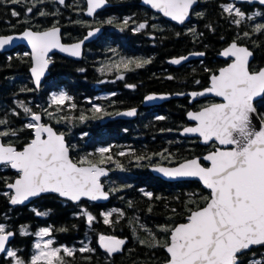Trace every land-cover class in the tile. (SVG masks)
<instances>
[{"label":"trees","instance_id":"obj_1","mask_svg":"<svg viewBox=\"0 0 264 264\" xmlns=\"http://www.w3.org/2000/svg\"><path fill=\"white\" fill-rule=\"evenodd\" d=\"M109 1L112 5L93 20L86 18L84 14L85 0H68L63 5L54 0H45L44 3L37 4L33 8L30 16V19H33L34 16H41L39 14L41 11L49 13L40 17V25H61L65 31L64 40L66 41L82 38L86 29L95 22L100 23V26L104 28L99 42L89 45L82 60L76 61L68 57L57 56L52 67L49 77L50 85L57 90L62 84L68 87L71 91L68 95L73 98L68 103H75L77 106L75 109L65 104L63 109L57 112V106L51 103L50 86L44 91H38L33 86L29 75V56H25L23 52L11 56L0 54V118H6L10 127L21 129L27 122H31L19 105L22 101L32 111L39 110L54 114L55 119L46 115L47 120L67 131L68 138L81 151L77 159L83 156L91 159L92 155H95V159L100 158L96 149L99 147L98 144L106 141L107 136L114 137L116 140L118 137L124 138V152L129 153L119 156V150L116 147L113 152L115 159L106 162L113 168L111 179L115 183L114 188L118 190L113 192L111 201L105 205L89 200H83L82 205L73 204L58 195L49 194L37 199L34 202L35 205L29 209L13 208L12 225L18 231L13 249L18 250L17 255L25 261L35 253L34 230L36 227L47 226L56 229L52 233L55 239L54 246L63 244V246L79 249L87 245L96 249L95 252L90 253L77 252L74 258H67L69 264H128L140 261L164 264L168 259L165 249L148 246L153 242L152 233H155L160 241L167 240L169 233L161 232L159 226L166 225L172 228L177 223L185 221L188 209L192 208V204L189 203L190 198L195 199L196 203L202 207L204 202L201 198L209 196L210 192L197 181H190L187 188L179 183L166 182L154 176L147 168L153 163H172V161L184 159L185 156L204 154L209 148L200 144L198 139L182 138L180 133H176L177 124L184 118L182 102L187 98L181 99L179 107L173 105L175 101L169 102L170 107L168 105V111H166L169 116L162 120L149 118L143 121L141 118L136 121L137 123L128 124L124 120L115 119L105 123V111L135 105L139 102L141 95L147 91L175 92L183 89L188 91L207 86L211 71H216L218 66L224 64V60L217 54L232 40L247 44L254 50L253 68L264 65V32L254 33L252 31L256 23H264V15H254V13L264 14V6L249 4L237 6L247 15L240 25H235L232 23L233 17L224 13L221 7L231 2L202 0L193 13L188 32L185 33L183 28L170 24L157 31L155 29L158 27L154 24L152 26L151 23L138 32L134 30V22L141 20L154 22L155 15L151 16L150 10L142 7L140 0ZM29 6L31 3H0V35L17 31V29L21 30L22 26L19 27V25L22 15L25 13V8ZM12 10L20 12L21 15L13 17ZM201 13L202 15H199ZM108 19H114V22L108 24L106 23ZM125 20H128L127 24L124 23ZM192 29L195 32L190 31ZM151 30L156 32L155 39L150 36ZM244 32L250 35L244 37ZM192 51H204L206 55L196 64L191 65L190 70L185 71L170 65L169 59L172 57ZM108 56L116 58L126 56L127 58L147 59L151 62L146 63L136 73H132L131 80L140 83L136 92L129 90L111 98L99 95L98 101L103 111L97 113L92 111L94 104L89 84L96 79L91 78L94 72L92 69L96 66L95 61ZM170 74H174L172 79H169ZM197 78L201 79L197 80ZM196 81L199 83L197 84ZM258 106L259 112L264 113V100H261ZM81 114L86 115L88 119L80 121L78 117ZM62 116L70 117V119L57 123V119ZM172 131L176 132L172 134ZM92 134L94 141L97 142V145L93 147L94 150H90L91 146L87 141ZM27 136H33L31 129L19 132L18 138L5 137V139L19 140ZM174 138L188 142L184 144L179 142L176 146ZM161 153L163 155H160ZM137 156L145 157V159L137 160ZM117 162L122 167H117ZM8 180L10 178H5V176L0 178V186L4 190ZM145 191L153 193V197L149 199L144 195ZM81 206L96 217L92 225H88L86 217L81 215ZM149 208L151 212L148 211ZM113 209H119L123 215L113 212L110 218L113 223L104 224L101 213ZM7 210H12L8 203V196L0 193V216L4 214L6 218L4 212ZM38 212L48 214L37 215ZM22 226H27L28 235L21 233ZM59 229H66V231ZM101 234L118 235L124 238L126 244L123 250L110 256L98 245V237ZM140 240H144L145 243H140ZM253 253L256 255L253 256ZM85 257H90V259H85ZM240 258L245 262L249 258L259 259L261 264H264V246L252 248ZM0 264H14V262L12 258L1 255Z\"/></svg>","mask_w":264,"mask_h":264},{"label":"snow or ice","instance_id":"obj_2","mask_svg":"<svg viewBox=\"0 0 264 264\" xmlns=\"http://www.w3.org/2000/svg\"><path fill=\"white\" fill-rule=\"evenodd\" d=\"M44 2L45 0H0V3L10 4L31 3V6L25 8L26 13H32L37 4ZM56 2L65 4V0H56ZM106 2L107 0H87V12L90 15L93 14ZM146 2L160 9L164 15L183 23L197 0H146ZM259 2L264 5V0ZM221 7L224 13L233 17L232 23L235 25H240L246 18L247 14L234 3ZM39 14L44 16L49 13L41 11ZM11 15L19 17L21 13L12 10ZM254 15L264 14L254 13ZM113 22L114 19L106 21L108 24ZM124 23L127 24L128 20ZM145 27H147L145 23H140L134 30L140 31ZM190 31L195 32L194 29ZM252 31L264 32V23H256ZM93 34L90 31L88 36ZM249 35L248 32L243 33L244 37ZM22 36L30 43L35 57V66L31 71L37 86L50 62L47 56L52 49L58 48L72 56L81 55L83 41L72 45L62 44L60 28L55 25L42 32L25 30ZM13 39V36H0V49L11 44ZM198 55H204V53H198ZM221 55L230 57L231 62L226 67L220 68L218 73L210 75L208 88L190 95L197 97L212 93L222 98L223 102L211 103L199 111L189 112L188 116L196 124L194 127L184 129L185 133L199 134L205 143L216 141L221 147L215 148L202 158L186 160L178 167L157 169L171 178H198L210 190L209 196L201 198L204 202L203 207L199 206L195 199L190 198L189 203L192 204V208L188 209L185 223L172 228L166 225L159 226L161 232L170 234L163 243L155 233H152L153 242L148 246L165 249L168 259L164 264H261L259 259L249 258L245 262L240 257L254 246H264V113L258 112L254 104L255 98L264 100V68L259 71H250L249 59L253 53L248 47L240 46L236 41L224 49ZM187 59L186 56L180 57L174 59L172 63L179 65ZM133 62L128 60L125 67L127 68L128 64ZM150 62V60L135 61L137 68ZM196 83L198 84L199 81ZM129 87L135 86L129 85ZM154 98V96H148L146 99ZM72 99L66 92L61 91L52 94L51 103L57 106V112L61 111L65 104L75 109L77 107L75 103H68ZM19 105L33 122H28L21 129H15L9 126L6 118H0V126H3L0 127V165L8 166L18 172V178L6 184V187L12 190L10 194L5 193L9 196L10 203L23 204L31 197L44 194H57L59 197L75 202L81 201L82 198L92 201L107 199L109 191H105L101 177L107 175V169L102 165L113 160L110 154L111 149L99 148L97 152L100 159L96 162L88 156L80 157L74 162L70 152L75 146L66 142L65 134L57 132L50 124L41 123L42 116L33 112L24 102H19ZM92 111L98 113L103 109L99 104H94ZM15 114L19 115V113ZM45 114L55 119L52 112H45ZM126 115L134 116L136 110L132 109ZM254 117H259V127L253 124ZM69 119L70 117L62 116L56 122L60 123L61 120ZM78 119L84 121L88 117L81 114ZM157 119L162 120L164 117H157ZM25 129L33 131V138L19 149L11 142H4L5 137L18 138L19 132ZM127 154L129 153L124 151L118 153L119 156ZM136 159L141 160L145 157L137 156ZM201 159L209 162L210 166H203ZM117 167L122 165L117 162ZM117 190L110 189L111 192ZM144 195L149 199L153 197L151 192L145 191ZM131 206L129 203V207ZM148 211L151 212V208ZM113 212L123 215L119 209L101 213L104 224L113 223L110 219ZM47 214L46 212L37 213V215ZM81 215L86 217L88 225H92L96 220V217L87 209H84ZM59 230L66 231V229ZM20 231L24 235L29 234L27 226H22ZM54 231L56 229L52 227H43L34 233L35 236L40 237V240L34 244L35 253L25 261L17 255L18 250L12 249L9 245L15 233L6 224L0 223V254L12 258L14 264H69L67 258H74L77 252L96 251L95 248L87 245L79 249L63 245L54 246L55 241L52 237ZM45 237L48 239H44ZM140 243L144 244L145 241L140 240ZM99 244L111 255L121 252L126 240L101 234Z\"/></svg>","mask_w":264,"mask_h":264},{"label":"flooded vegetation","instance_id":"obj_3","mask_svg":"<svg viewBox=\"0 0 264 264\" xmlns=\"http://www.w3.org/2000/svg\"><path fill=\"white\" fill-rule=\"evenodd\" d=\"M54 1H56V0H54ZM68 1V0H67ZM202 1V0H201ZM140 4H141V0H140ZM243 4V3H242ZM239 5H241V4H237V6H239ZM141 6L142 7H144L145 9H147V10H150V12H149V14L152 16V15H155L154 16V18H153V20H154V22H152V20H150V22L149 21H140V22H137V21H135L134 22V28H137L138 27V25L140 24V23H145L146 25H148L149 23H151V25L152 24H154L156 27H158L157 29H155V30H157V31H159L160 29L159 28H162V29H164V27H166L167 25H171V26H175V27H181V28H183V30H185L184 32L186 33V32H188L189 31V25H190V23H191V21H192V19H193V13H194V11H195V9L199 6H197L196 8H194L193 9V12H192V18H191V20L190 21H188V22H186V23H184L183 25H181V24H179V23H177V22H174V21H172V20H169V19H166L161 13H158V12H156V11H154L153 9H151V8H149V7H147L146 5H143V4H141ZM86 7V6H85ZM110 7V6H109ZM109 7H107V8H109ZM106 8V9H107ZM85 9V8H84ZM103 10H105V9H103ZM103 10H101V11H99L98 13H96V15L94 16V17H92V18H88V17H86V18H88V19H95V18H97V16H99V14L103 11ZM39 13V12H38ZM32 14L31 13H24V15H22V20H21V24L19 25V27L20 26H22V29L21 30H19V29H17V31H14V32H21V31H23V30H26V29H29V28H32V29H34V30H36V31H39V30H44V29H47V28H50V27H52L53 25H55V26H57L56 24H50V25H48V26H43V25H40V17L41 16H34V18L33 19H30V16H31ZM39 15V14H38ZM23 18H24V20H23ZM99 25H101L100 23H96L95 22V24H93V25H91L90 27H88L87 29H86V33H87V31H88V29L89 28H92V27H95V26H99ZM59 26H61V25H59ZM153 26V25H152ZM146 28V27H145ZM153 30H154V28H153ZM141 31V30H140ZM14 32H10V33H14ZM139 32V31H138ZM183 32V33H184ZM64 33H65V31H64V28H63V40H64ZM86 33L84 34V36L86 35ZM7 34H9V33H7ZM83 36V37H84ZM102 35H100L96 40H94V41H92V42H89V43H87L86 45H85V51H84V57H85V54H86V52H87V50H88V48H89V45L91 44V43H96V42H99V39H100V37H101ZM150 36H151V38L152 39H155L156 38V32H154V31H152L151 30V33H150ZM83 37L82 38H79L78 40H81V39H83ZM78 40H74V41H78ZM65 42H73L72 40L71 41H66V40H64ZM142 44V43H141ZM141 44H140V47H141ZM122 47L124 48V46H123V44H122ZM19 52H23L24 54H25V56H29V58H30V65H29V75H30V78H31V81L33 82V86L36 88V86H35V84H34V81H33V77H32V75H31V72H30V69H31V66H32V64H33V60H32V53H31V50L26 46V45H24V44H22V45H19V46H17V47H15V48H13V49H11V50H9V51H5V52H0V54H5V55H7V56H11V55H15V54H17V53H19ZM27 54V55H26ZM115 54H113V56H114ZM183 55V54H182ZM57 56H63V57H68V56H64V55H62V54H60V53H53V54H51L50 56H49V59L51 60V61H53V66H54V62H55V59L57 58ZM179 56H181V55H179ZM83 57V58H84ZM174 57H178V56H174ZM174 57H172L171 59H173ZM68 58H71V59H73V60H76V61H80V60H82V59H80V60H77V59H74V58H72V57H68ZM171 59H169V63H170V65L171 66H173L174 68H181V69H183V70H190L191 69V65H193V64H196V62H198V60L200 59V58H198V59H195V60H192V61H189V62H186V63H184V64H182V65H178V66H176V65H174L172 62H171ZM128 60H132V61H134L133 63H131V64H128V66H127V68H125V67H123V66H119L120 65V63H121V61H123L122 59H119V58H116V57H112V56H108V57H106V58H104V59H101V60H99V61H95L96 62V66H94V68L92 69L94 72L92 73V76H91V78H96L95 80H93V82H91L89 85H90V90H91V98L93 99L92 100V103L93 104H99V101H98V96L99 95H102V97L104 96V98L105 97H114V96H116L117 94H121V93H125L126 91H137V88H138V86H139V84L140 83H136L134 80H131V75H132V73H136L141 67H139V68H137L136 67V63H135V61H143V60H147V59H140V58H128ZM224 61V64H223V66H225V65H227L228 63H230V61H231V59H229V60H226V59H223ZM253 63V62H252ZM115 64H117L119 67H117V65H115ZM52 66V67H53ZM222 65L221 66H218V69H216V71H211V73L209 74V82H208V84H207V86H209L210 85V75L211 74H213V73H218V70L221 68V67H223ZM52 67H51V73H52ZM260 67V66H259ZM259 67H257V68H253L252 67V64H251V70L252 71H254V70H257ZM101 69H103V71H101ZM130 74V75H129ZM51 76V74L45 79V82H44V84H43V86L41 87V89L40 90H38L37 88V90L38 91H44L47 87H49L51 90H50V93L52 94L53 92L54 93H59V92H61V91H63V92H66L67 94H69V92H71L69 89H68V87H66L64 84H62L60 87H59V89L57 90V89H53L52 87V85H50V83H51V80L49 79V77ZM122 77V78H121ZM169 77H174V74H170L169 75ZM129 78V79H128ZM201 78H197V80H200ZM129 85H134L135 87H129ZM207 86H205V87H207ZM205 87H197V88H193L192 90H200V89H203V88H205ZM189 91H191V90H188V91H186L185 89H183L182 91H175V92H168V93H171V94H175V93H186V92H189ZM150 92H157V91H147L145 94H142L141 95V97H140V100H139V102L137 103V104H133V105H130V106H125V107H120V108H118V109H113V111H105V113H108L107 115H104V122L105 123H109L110 121H114L115 119L117 120V119H119V118H116V113L118 112V111H120V110H123V109H127V108H134V107H139L140 108V112H139V116L136 118V119H129V120H126V119H121L122 121L124 120V122H126V123H128V124H133V123H137L136 121L137 120H139V119H141L142 118V120L143 121H145V120H148L149 118H152V120H154V119H157V117H164V119L166 118V117H168L169 115L168 114H166V111H168L167 110V106L169 105L168 103L169 102H171V101H175L174 102V104L173 105H175L176 107L178 106H180V104H179V102H182L181 101V99H184V98H187V100L185 101H183L182 102V110L184 111V118L179 122V124H177V126H176V129H177V132L176 131H172L171 133L173 134V132H176V133H179V131L183 128V127H185V126H187V125H189L191 122L189 121V118H188V112L191 110V109H195V110H198V109H200V108H202V107H204V106H206V105H209V104H211V103H215V102H219V100L216 98V97H204V98H198L197 100H195L193 103H191L190 102V96H188V95H186V96H183V97H173V98H171L170 100H168V101H165L163 104H160V105H156V106H152V107H144L142 104H143V100H144V97H145V95L146 94H148V93H150ZM138 93V92H137ZM172 105V104H171ZM168 107H170V105L168 106ZM171 108H172V106H171ZM33 112H42L43 113V123H48V121H50V120H47V117H46V114L43 112V111H39V110H35V111H33ZM28 118L31 120V117L30 116H28ZM31 122H33V121H31ZM28 123V122H27ZM52 125L54 126V127H56V129L59 131V132H64L65 134H66V137H67V141H68V144L69 145H74L73 144V142L68 138V136H67V131L66 130H64V129H62V128H58L57 126H55L53 123H52ZM169 126V125H168ZM168 128V127H167ZM33 132V131H32ZM180 137H182V136H180ZM33 138V136H31V137H28L27 136V138H24V139H19V140H9V139H5L4 138V142L5 143H9V142H11L13 145H16V147L19 149L23 144H26L28 141H30L31 139ZM175 138H177V137H175ZM174 138V145H176V146H178L179 145V142L180 143H186V142H188L187 140H184V139H181V141H178L177 139H175ZM183 138V137H182ZM185 138V137H184ZM178 139H180V138H178ZM196 139V138H195ZM95 139H94V135L92 134L91 135V137L89 138V140H87V141H89V146H91V149L90 150H94V145H97L96 143V141H94ZM105 142H101L100 144H98L99 145V147L96 149V150H98L99 148H101V147H108V148H110L111 149V152H110V154L112 155V157H113V160L115 159V156H114V149L117 147L118 148V150H119V152H121V151H124L125 150V139L124 138H122V137H118V140H116L114 137H109V136H107L106 138H105ZM116 141H117V145L115 146V143H116ZM170 145H172V143L170 144ZM75 146V145H74ZM215 146H216V143H212L211 145H209L208 146V151L209 150H212V149H214L215 148ZM79 152H81V151H79V149L77 148V147H74L72 150H71V157H72V159H74L75 161L76 160H78L77 159V155H78V153ZM80 154V153H79ZM106 156L108 155V154H105ZM196 155H202V154H196ZM185 158H189V156H185ZM184 158V159H185ZM100 158H97V159H95V155H92L91 156V160L93 161V162H96L97 160H99ZM179 161H181V159L180 160H177V161H172V164H175V163H177V162H179ZM204 162V161H203ZM205 163V162H204ZM206 164V163H205ZM5 176V178H10V180H8L7 182H6V184H8V182H11V181H13L15 178H17L18 177V172H17V170H15V169H11L10 167H8V166H3V165H1L0 166V178H2V177H4ZM163 180V179H162ZM165 181V180H164ZM190 181H196V180H181V181H175V182H171V183H179V184H181L183 187H185V188H187L186 186H188V184H189V182ZM166 182H170V181H166ZM198 182V181H197ZM106 186H107V189L108 190H110V189H112V188H114V187H110L109 186V184H108V182H107V180H106ZM6 184H5V190L2 188V186H0V193H11L12 192V190L11 189H8L7 187H6ZM201 184V183H200ZM202 186V185H201ZM203 187V186H202ZM204 188V187H203ZM41 198V197H40ZM39 199V198H38ZM37 200V199H36ZM35 200V201H36ZM63 200H67V199H63ZM83 200H87V199H83ZM83 200H81L79 203H73V204H80V205H82V202H83ZM34 201V202H35ZM67 201H70V200H67ZM34 202H32L31 204H29V205H18V206H13V205H11L10 204V200H9V196H8V203H9V205H10V207L12 208V210H7L6 212H4L5 214H6V218H4V214H1V216H0V223H4V224H6V226L10 229V230H15L16 231V237H15V239L12 241V243L10 244V247L13 249V243L15 242V240H16V238H17V236H18V231H17V229H15V227H14V225H12V222H13V220H14V218H13V208H17V207H24V208H27V209H29V208H31L32 206H34L35 204H34ZM71 202V201H70ZM81 210H84L85 209V207L84 206H81V208H80Z\"/></svg>","mask_w":264,"mask_h":264},{"label":"water","instance_id":"obj_4","mask_svg":"<svg viewBox=\"0 0 264 264\" xmlns=\"http://www.w3.org/2000/svg\"><path fill=\"white\" fill-rule=\"evenodd\" d=\"M229 1H233V2H236V3H238V4H240V3H248V4H250V5L260 4L259 0H229ZM66 2H67V0H65V3H66ZM200 2H201V0H197V3L194 4V5H193V8L190 10L188 17L185 19V21H184L183 23H180L179 21H176V20L172 19L171 17L164 15V13H163L160 9H158V8H154L151 4L147 3L146 0H141V4L146 5L147 7L153 9L154 11H156V12H158V13H161L166 19L172 20V21L177 22V23H179V24H181V25H183L184 23H186V22H188V21L191 20L193 9L196 8V7L200 4ZM111 5H112V3H111L109 0H107L106 4H105L103 7L97 9L93 14L90 15V14L87 12V0H86V8H85V10H84V14H85V16L88 17V18H92V17H94V16L96 15V13H98L99 11H101V10H103V9H106L107 7H109V6H111ZM260 5H262V4H260ZM263 6H264V5H263ZM57 27L60 28V39H61V43H62V44H64V45H72V44H75V43H78V42L83 41V43H82V47H81V55H80V56H72L70 53H68V52H64V51H61L60 49L56 48V49H52V50L48 53L47 59H49V56H50L51 54L57 52V53H60V54H62V55H64V56H68V57H72V58H74V59L80 60V59H82V58L84 57L85 45H86L87 43H89V42H92V41L96 40V39H97V38L103 33V31H104V28H103L102 26H95V27H92V28H89V29H88V31H87L86 35L83 37V39L78 40V41H73V42H65V41L63 40V27H62V26H59V25H57ZM50 28H51V27H50ZM97 28L99 29V31H95V29H97ZM48 29H49V28L44 29V30H39V31L42 32V31H45V30H48ZM26 30H31V31L36 32V30H34V29H32V28H29V29H26ZM24 31H25V30H23V31H21V32H14V33H9V34H1L0 36H13L14 39H13V42H12L11 44L6 45L4 48L0 49V52L9 51V50H11V49H13V48H15V47H17V46H19V45L24 44V45H26V46L31 50V53H32V48H31L30 43L27 41V39L23 38V36H22V33H23ZM90 31H92L94 34H93L92 36L89 37V36H88V33H89ZM86 37H87V39H85ZM233 41H236L240 46L248 47V49L253 53L252 57H250V59H249V68H250V71H252V70H251V64H252V62H253L254 59H255V52H254V50H253L252 48H250L247 44L240 43V42L237 41V40H232L229 44H227L225 47H223V48L221 49V51L217 54V56H218L219 58H221V59H226V60L231 59L230 57H224V56H222L221 53H222L223 50L226 49V48H227V47H228ZM198 53H204V55H198ZM205 55H206V54H205L204 51H192V52H189V53H187V54H184V55H181V56H178V57H174L173 59H171V62H172L174 59H179L180 57H185V56L188 57L187 60H183V61L181 62V64H179V65H182V64H184V63H186V62H189V61H192V60H195V59H198V58H204ZM32 60H33V64H32V66H31V69L35 66V57H34L33 53H32ZM49 61H50V62H49V64H48L47 68L44 70V74L41 76L40 84H39L38 86H37L36 83H35V76H34V74L32 73V71H31V69H30L31 75H32L33 80H34V84H35V86H36L38 89L41 88V86L43 85V83H44L46 77L49 76V75L51 74V67L53 66V61H51L50 59H49ZM230 62H231V61H230ZM173 64H174V63H173ZM174 65L178 66L177 64H174ZM226 66H227V65H225V66H223V67H226ZM223 67H221V68H223ZM261 68H264V65L261 66V67H259L257 70H254V71H259ZM209 86H210V85H209ZM209 86H207V87H205V88H203V89H200V90H191V91L186 92V93H175V94H171V93H168V92H150V93H148V94L145 95L144 100H143V104H142V105H143L144 107H149V106L159 105V104H163L165 101H168V100H170V99L173 98V97H183V96H186V95L190 96V102H191V103H193V102H194L195 100H197L198 98H204V97H216V98L219 100V102H215V103H222V102H223L222 98L217 97V96H215V95L212 94V93H208V94H206V95H204V96H197V97H193V96L190 95V94L193 93V92H200V91H203L204 89L208 88ZM148 96H154L155 98L152 99V100H148V99H146ZM260 100H261L260 98H255V99H254V104H255V106L257 107L258 112H259V108H258V106H257V103H258ZM132 109H135V110H136V115H134V116H128V115H126V113H127L128 111L132 110ZM200 109H201V108H200ZM200 109H198V110L191 109L189 112H196V111H199ZM139 111H140V108H139V107L123 109V110H121V111H119V112L117 113V117H118V118H122V119H135V118L138 117ZM189 112H188V113H189ZM37 114H40V115L42 116V118H43V114H42L41 112H38ZM187 115H188V114H187ZM188 118H189V121H190L191 123H190L189 125L183 127V128L180 130V135H182V136H184V137H190V138H192V137H196V138H198L199 143L202 144V145H205V146H209V145H211L212 143H216L215 148H217V147H221V146L218 144V142H216V141H210V142H208V143H205V142L203 141V138H202L201 136H199V134H197V133H185V132H184V129H185V128H187V127H194L195 124H196V122L193 121L189 116H188ZM258 121H259V117H254V118H253V124L256 125L257 127H259ZM40 122L43 123V119H41ZM47 124H50V125L54 128V130H56L57 132H59V131L56 129V127H54L50 122H48ZM62 133H63V132H62ZM64 134H65V133H64ZM65 140H66V142L68 143L67 138H66V134H65ZM13 146L16 147V145H13ZM215 148H214V149H215ZM214 149L209 150L208 152H206V153H204V154H202V155H196V156H192V157H189V158L183 159V160H181L180 162H177V163H175V164H169V163H154V164H151V165L148 167V170H149L150 172H152L155 176L161 177L162 179L167 180V181L196 180V181L200 182V183L202 184V186H203L206 190H208V191L210 192V190L207 189L206 186L203 185L202 181H200L198 178H186V177L171 178V177H167V176H165L163 173L159 172L157 169H158L159 167H169V168H172V167H178L181 163L185 162L186 160H191V159H193V158H195V157H200V158H202V157H204L205 155H207L208 153L212 152ZM70 155H71V152H70ZM203 161H204V160L201 159V164H202L203 166H205V167L210 166V163H209V162L204 161V162L206 163V164H205ZM74 162H75V160H74ZM0 166H1V165H0ZM102 166L105 167V168L107 169V175L104 176V177H101V182H102L103 185H104L105 191H109V190L106 189V184H105V182L103 181V179L109 177V176L112 174L113 170H112L111 167H109V166H107V165H102ZM17 178H18V177H17ZM15 179H16V178H15ZM15 179H14V180H15ZM14 180H13V181H14ZM13 181H11V182H9V183H12ZM44 195H49V194H44ZM44 195H41V196H39V197H31V198H29V200L25 201L23 204H18V205H29V204H31L32 202H34L36 199H38V198H40V197H42V196H44ZM111 197H112V194H111V192L109 191V196H108L107 199H101V200H97V201H93V202L101 203V204H103V203H107V202H109V201L111 200ZM61 198H63V197H61ZM64 199H67V198H64ZM82 199H88V198H82ZM82 199H81V200H82ZM88 200H90V199H88ZM90 201H92V200H90ZM72 202H74V203H79L80 201H79V202L72 201ZM10 204H11V203H10ZM11 205H12V204H11ZM18 205H13V206H18ZM202 207H203V206H202ZM194 210H195V209H194ZM186 221H187V217H186V220H185V221L179 222V223H177L176 225L181 224V223H185ZM176 225H175V226H176ZM175 226H174V227H175ZM11 231H13V232L15 233V235L10 239V241H9V245L12 243V241H13V240L15 239V237H16V231H15V230H11ZM104 235H112V234H104ZM169 235H170V234H169ZM112 236H116L117 238H121L120 236H117V235H112ZM121 239H122V238H121ZM98 245L100 246V244H99V239H98ZM100 247H101V246H100ZM256 247H259V246H254V247H252V248H256ZM101 248H102V247H101ZM252 248H251V249H252ZM102 249H103V248H102ZM103 250L106 251L105 249H103ZM115 254H118V253L111 254V256H113V255H115ZM1 255H2V254H0V256H1ZM128 264H152V263H150V262H145V261H140V262H130V263H128Z\"/></svg>","mask_w":264,"mask_h":264},{"label":"rangeland","instance_id":"obj_5","mask_svg":"<svg viewBox=\"0 0 264 264\" xmlns=\"http://www.w3.org/2000/svg\"><path fill=\"white\" fill-rule=\"evenodd\" d=\"M236 7H237V5H235ZM119 59H122L123 61H121V63H120V65L119 66H123V67H125V63L128 61V58L126 57V56H119ZM115 65H117V64H115ZM126 68V67H125ZM54 93V92H53ZM52 93V94H53ZM51 97H52V95H51ZM108 184H109V186L111 187H114L115 185V183H114V181H113V179H109L108 180ZM83 211V210H82ZM43 227H47V226H42V227H36V229L34 230V232H37V231H39V229L40 228H43ZM53 237V236H52ZM54 238V237H53ZM44 239H48V237H45ZM40 240V237H38V236H35V238H34V244L37 242V241H39ZM55 240V239H54ZM165 241V239H163V240H161V242H164ZM63 245V244H62ZM61 245V246H62ZM35 251H36V249H35Z\"/></svg>","mask_w":264,"mask_h":264}]
</instances>
